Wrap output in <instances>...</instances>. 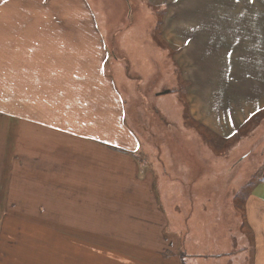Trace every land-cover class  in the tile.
Here are the masks:
<instances>
[{
  "label": "rangeland",
  "instance_id": "obj_1",
  "mask_svg": "<svg viewBox=\"0 0 264 264\" xmlns=\"http://www.w3.org/2000/svg\"><path fill=\"white\" fill-rule=\"evenodd\" d=\"M2 1L0 264H136L126 251L146 248L130 244L140 241L131 238L132 231L62 227L64 221H70L72 228L92 227L95 208L113 209L120 223L140 222V212L153 224L164 219L169 232L180 236L183 247L173 252L183 264H264L258 260L264 247L258 251L255 233L245 221L247 196L264 177V110L230 138L210 132L205 120L194 115L198 106L207 121L229 111L223 89L234 78L235 59L209 54L216 50L209 48V40L193 44L194 40L165 39L162 23L167 8L160 0H83L84 6L80 0H19L30 5L8 7L1 6ZM77 49L82 51V62L70 63ZM103 54V78L113 81L125 114L121 127L57 135L41 130L36 149L47 157L49 152L53 157L55 150L57 160L80 161L78 156L85 155L90 145L103 146L109 152L95 150L94 164L113 170L133 161L141 170L138 180L151 185V199H122L115 205L111 198H98L102 193L93 186L97 184L81 187L70 177L56 183V177L49 178V166L33 167L23 156V150L33 147L34 130H24L21 136L17 96L23 88L17 80L24 82L25 90L36 88L37 95L48 88L52 95H68L72 84L78 83L77 74L89 75L83 92L88 99L103 100L93 109L115 114L116 104L99 90L96 79ZM86 86L93 88L86 92ZM199 91L201 96H196ZM79 101L81 110L88 112V103ZM3 121L9 122L2 125ZM76 121L97 126L104 119L88 113ZM88 158L89 152L81 161L88 163ZM21 172L22 181L16 183L13 180ZM125 183L135 185L132 180ZM116 186L111 189L114 196L120 193ZM113 242L121 247H111ZM170 251L158 248L152 264H169ZM143 264H151V259Z\"/></svg>",
  "mask_w": 264,
  "mask_h": 264
},
{
  "label": "crops",
  "instance_id": "obj_2",
  "mask_svg": "<svg viewBox=\"0 0 264 264\" xmlns=\"http://www.w3.org/2000/svg\"><path fill=\"white\" fill-rule=\"evenodd\" d=\"M80 1L82 6H84L83 0ZM19 3V0H3L1 6L8 7L10 5H18ZM160 3L167 8L162 23L165 39L194 40L193 44L196 40H209V48L216 49L210 51L209 54H225L235 59L232 63L234 78L229 80L227 86L225 85L223 89V92L226 94L225 101L230 103L229 111L226 110L227 112L222 117H209L210 120L208 121L205 113L203 114L199 106L196 108V112H194L198 121L205 120V123L213 129L210 132L223 138L234 136L248 120L264 110V0H160ZM27 5H30V3L24 4V2H21L18 6ZM32 6H35V4L32 3ZM86 15L90 17L89 14ZM70 36L73 37V35ZM76 51V59L78 60L74 59L70 63L82 62V51L78 49ZM83 54L86 55L85 52ZM105 61L106 56L103 54L102 59L98 60L101 65L100 70L95 71L96 79L100 83L98 86L99 90L102 93L106 92L110 98L109 101L116 104L117 112L115 114L111 111L108 114L100 113L103 111L93 109L92 106L95 103L98 105L103 100L101 98L99 100L95 99V96L88 99L86 97L87 93L83 92L82 88L85 86L83 81L89 80V75L77 74L79 79L75 76V80H78V83L72 84L73 89L68 95H52L49 88L42 90L37 95L36 88L32 91L30 89L25 90L24 82L17 80L18 86L23 88L22 94L20 93L17 96L19 98L17 104V115L20 120L19 130L23 131L21 136L25 134L24 130H34V132H31L33 147L31 151L23 150V156L32 161L33 167L49 166V178H52V176L53 178L56 177V183L65 182L66 177H70L71 182L83 184L81 187L85 186L88 188L93 184H97V186H93L102 193V195L98 194V198H111L114 200L115 205L121 204L122 199H151V185H142L143 181L138 180L137 177L141 175V170L137 169V164L135 165L133 161L131 162L130 158L128 159L129 163L119 164L117 169L113 166V170H107L100 163L94 164L95 157L92 154L95 150H106L103 146L99 148L98 146L90 145V149L85 151V155L80 153L78 158L81 159L87 158V152H89V155L91 154V158H88V163L81 161V159L80 161L57 160L54 154L55 150L52 153L53 157H51V152H49L50 156L47 157L41 155V151L36 149L41 145L39 142L41 130L57 135L67 134V130H112L115 125L121 127L122 118L125 119V114L122 113L121 100L116 95L113 81L103 78L101 71ZM216 77L218 78L219 76L216 75ZM92 88L86 86L85 91L88 92ZM195 94L196 96H201L202 93L200 94L199 91V95ZM80 99L82 102L88 103V112L81 110L83 106L79 101ZM198 99L201 102H206V96H204L205 100ZM209 100H211L210 97ZM26 106H32V110L26 111ZM119 108L120 111H118ZM88 113L99 120L104 119V121L100 122L97 126L76 124V120L86 119ZM110 113H112L111 116L113 117L109 116ZM9 119L7 117V120ZM106 119H111V121L105 122ZM63 120H66V122ZM8 122L3 121L2 125ZM71 140H73V137ZM106 151L109 152V150ZM103 155V153L100 154V156ZM82 162L83 164H81ZM22 175L24 176L23 172L18 174L17 180L13 181L21 183L22 180L19 177ZM38 176H40L39 173ZM7 179L8 177H6V180L4 178L3 181H7ZM126 180H132L135 182V185L127 187ZM258 181L252 194L247 196L245 202V221L255 233L259 251L264 247V177H259ZM84 183L89 185L86 186ZM116 184L120 186V193L118 191V194L114 196L111 189L112 185L117 187ZM50 193H57V191ZM80 193L82 192L80 191ZM129 205L130 202H128L127 207ZM133 213L138 214L137 212ZM91 214H96V216L91 218L92 227L82 226L80 228H72L70 221L62 222L64 223L62 227L64 230L132 231L131 238L134 240L139 238L140 241L144 240V243H140V241L137 243L136 241L130 244L135 248L142 247L146 248V250L145 252H142V250L140 252L128 249L126 253H128L130 262L143 264L144 260L150 261L151 259L152 264L153 260H156V252H158L159 248L162 251L172 250L170 251V257L168 255L169 264H183L184 260H180L178 254L175 255L173 252L174 249L178 252L183 247L180 236L169 232V224L163 219V212L161 213L163 220L159 224L147 221L146 217L143 218L141 212L139 213L140 217H142L139 219L140 222L132 219V224L117 222L113 209L101 211L95 208L92 209ZM153 230L160 232L154 235L152 233ZM112 245L111 247H121L120 244L114 242ZM143 256L145 258L141 259ZM258 260L264 263V254H258Z\"/></svg>",
  "mask_w": 264,
  "mask_h": 264
}]
</instances>
